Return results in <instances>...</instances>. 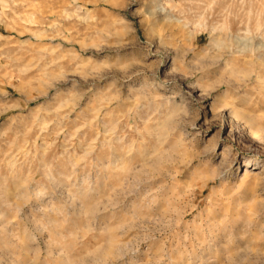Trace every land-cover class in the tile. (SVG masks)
<instances>
[{"label": "rangeland", "instance_id": "rangeland-1", "mask_svg": "<svg viewBox=\"0 0 264 264\" xmlns=\"http://www.w3.org/2000/svg\"><path fill=\"white\" fill-rule=\"evenodd\" d=\"M0 264H264V0H0Z\"/></svg>", "mask_w": 264, "mask_h": 264}]
</instances>
